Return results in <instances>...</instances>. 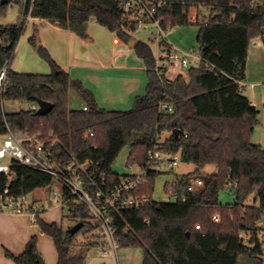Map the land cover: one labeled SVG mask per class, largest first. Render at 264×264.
<instances>
[{
    "label": "trees",
    "instance_id": "trees-1",
    "mask_svg": "<svg viewBox=\"0 0 264 264\" xmlns=\"http://www.w3.org/2000/svg\"><path fill=\"white\" fill-rule=\"evenodd\" d=\"M148 1L164 2L157 11L162 26H200L196 39L201 63L189 69L188 80L182 76L170 83L160 80L150 47L138 41L133 51L145 69V94L135 97L129 111H106L39 46V55L52 71L36 75L7 70L0 98V136L7 130L38 136L57 161L76 170L90 192L108 193L130 178L112 171L128 148L126 165L148 169L146 184L137 195L150 200L137 210L109 214L120 247L141 249L142 264H261L255 224L264 219V148L251 142L259 111L243 96L239 83L246 77L250 43L257 38L264 42V0ZM118 5V0H22L18 23L0 27V72L14 56L28 15L82 40L87 39L88 21L94 19L125 39L127 31L135 32L137 27L128 25ZM6 7L0 3V18ZM202 8L209 12L202 21L206 25L199 22ZM30 42L34 45V38ZM69 89L82 98L83 106L69 109ZM38 102L50 103L53 109L37 116L29 107ZM5 103H25L28 109L7 113ZM163 107L172 112L164 114ZM89 133L92 136L86 138ZM163 134L167 137L161 141ZM155 153L166 158L179 155L182 163L195 167L193 174L177 177L172 184L173 202L152 199L154 180L161 174L151 169L155 162L148 160ZM208 165L215 167V173L200 176ZM193 178L202 179L203 186L186 193ZM53 183L42 172L11 163L9 174L0 176V194L8 189L16 197L30 196L34 204H41L48 201ZM221 193L233 196V202L222 205ZM61 208L67 209L69 220L83 224L77 234L41 220L43 211L37 213L35 224L51 238L56 264H84V253L98 244L85 239L78 246L77 236L94 233L96 226L87 209L66 191ZM213 215H219V223L212 221ZM239 232L253 233L249 246L239 240ZM36 243L32 237L22 254L5 251L4 257L13 264H38Z\"/></svg>",
    "mask_w": 264,
    "mask_h": 264
},
{
    "label": "rangeland",
    "instance_id": "rangeland-1",
    "mask_svg": "<svg viewBox=\"0 0 264 264\" xmlns=\"http://www.w3.org/2000/svg\"><path fill=\"white\" fill-rule=\"evenodd\" d=\"M10 2L7 4L6 7V13L3 18H0V27L5 26H11L18 23V15L20 11V4L22 0H9ZM209 15V12L207 9L202 8L201 9V17L199 21H203L204 18H207ZM28 25H24V30L21 35V38L17 44L16 51L14 53V56L10 62V68L14 72H18L20 74H36V75H48L51 73L52 69L50 65L39 55L36 46V43L34 45L30 42L32 38L34 40L36 37L34 36V27L30 25V27H27ZM101 28V27H100ZM200 26L199 25H184V26H174L171 29H168L166 32V40L167 43L172 45L176 50L179 52H186V53H192L197 54L198 53V43H197V34L199 31ZM38 34L41 39H45L47 43L54 45V39H58V35L54 31H43L40 30L39 26L37 27ZM102 30V28H101ZM104 32V35L99 38L97 37V46L95 47V50L98 51V53L102 54L103 56H110V52L114 51V44L112 42L113 35L108 30L104 29L102 30ZM102 32V33H103ZM155 32V29L151 26H148L147 30H143L142 28L137 29L135 32L128 33V37L134 38L137 41L143 42L147 44L152 53L156 55L158 53V48L155 43H152L151 34ZM61 34V33H58ZM115 36L118 37L116 34ZM122 40V39H121ZM124 40V39H123ZM91 41V38L89 39V42ZM58 42V41H57ZM258 45L261 52V55H251L249 58V61H247V77L245 80V84L249 86L250 83H257L256 85L259 86L256 87V92H259V94L262 96V101L259 99L258 95V111H260V114L257 118V125L254 129V135L252 137L251 142L256 144L259 143L262 148H264V79H258L259 68L264 69V56H263V48H264V42L262 39L257 38L253 40L250 43L249 50L254 48V46ZM127 46V44H125ZM64 46V44H63ZM58 49L54 53L58 56H63L66 58L67 53L64 52L63 48L59 49L58 46H56ZM128 47V46H127ZM78 48V47H77ZM76 48V49H77ZM61 51V53L59 52ZM75 48L73 49L74 53ZM248 50V53H249ZM68 51V50H67ZM79 52V51H78ZM134 52V51H133ZM260 52V53H261ZM60 53V54H59ZM65 53V55H63ZM51 60L53 61V58L51 57L50 53H48ZM135 54V53H134ZM76 53H74V56ZM73 56V55H72ZM83 57V58H82ZM92 55H88L87 51L83 53L77 54V56L74 58V60H81V61H91ZM137 57V55H136ZM138 58V57H137ZM189 60H191L189 58ZM54 62V61H53ZM74 69L72 70L73 75L70 77L71 80L78 81L74 79L76 75H83V73L76 71ZM195 68V67H192ZM190 69V68H189ZM258 69V70H257ZM98 71L100 74L102 73L105 77V80L107 81L104 88L111 89L109 92H99L97 101L100 108L106 110V111H122L126 112L131 110L133 107V101L129 104L130 99L128 96L129 92H123L126 91V89L130 88V81L129 79H125V72L120 70H114L108 69H99ZM188 69H182L176 72H171L168 77L169 79L177 78L178 76H182L184 80H188L187 73ZM77 73V74H76ZM98 73V72H97ZM116 73V74H115ZM102 76V77H103ZM256 77V78H255ZM103 86V85H102ZM86 88V87H84ZM88 89V88H87ZM112 91V92H111ZM143 94L139 96H143ZM243 96L249 97V88H247L245 91H243ZM83 100L80 98L76 92L73 89H69V100H68V106L69 109H76L82 106ZM27 104L25 103H5L4 104V110L7 113H15L19 112L21 110H27ZM16 138L20 141L23 140V135L14 132ZM167 137V134H163L161 137V141H163ZM3 137L0 136V142L3 141ZM128 148H124L122 152L120 153L117 160H115V163L112 166V171L119 174V175H133L134 173H137L139 171V167L137 165L134 166H128L126 165L127 157H128ZM163 172L154 180L153 183V201L156 202H173L175 201V197L172 194H169L170 189L166 187H171L172 184L175 182L177 177H180L182 175H190L195 172V167L191 164H185L179 161L177 163V166L171 170L167 171L166 166H162ZM215 173V167L208 165L204 167L200 172V176L205 175H211ZM52 189H55L57 191L60 190V186L57 183H53ZM252 198L248 199L246 204L250 205L252 203ZM219 201L222 205H226L228 203L233 202V196H231L228 193H221L219 196ZM36 207H42L43 213L40 215V219L43 220L46 223H55L57 225H61L64 230H68L76 223L69 220L68 212L66 208H61L60 202H55L52 200H48L46 202H43L41 204H36ZM220 219V217H219ZM31 229V236L27 239L26 244L32 237H36L37 243V254L42 258V261H44L45 264H51L54 260L56 264L57 262V254L53 245V242L50 237L44 236L45 244L43 242H39V228L36 226V224H33L31 226H28ZM87 235H78L76 240V245L82 246L84 243V240L86 239ZM262 236L259 234V237ZM261 240H264V236L261 237ZM26 244H24L22 251H24ZM5 251L13 254L10 252L6 247L0 248V264H13L11 261H7V259L4 257ZM43 255H40V253ZM99 249H90L86 253H84V264H142L143 259V252L139 248H123L119 247L116 250V260L115 262L112 261L111 258H103L99 254ZM17 255V254H13ZM44 257V258H43Z\"/></svg>",
    "mask_w": 264,
    "mask_h": 264
},
{
    "label": "built area",
    "instance_id": "built-area-1",
    "mask_svg": "<svg viewBox=\"0 0 264 264\" xmlns=\"http://www.w3.org/2000/svg\"><path fill=\"white\" fill-rule=\"evenodd\" d=\"M120 13L126 17L128 25L135 24L136 30L142 28L147 30L148 26L155 29L151 34L152 43H155L158 48V53L153 57L155 60V73L160 80L170 83L168 75L171 72H176L182 69L197 68L201 63L199 54H192L186 52H179L167 43L166 32L171 29L170 25L162 26L159 18H157V11L162 8L164 2L159 1L156 4L148 0H118ZM27 21L30 20V15L27 16ZM193 20V19H191ZM200 22V21H199ZM206 25L207 22H200ZM130 33L129 31H127ZM189 58L191 60H189ZM9 64L6 63L0 72V98L2 88L6 80V72ZM31 111L38 110L37 105L29 107ZM86 111V107H83ZM161 110L164 114L171 113L170 107H163ZM92 133L85 137H91ZM4 139L0 142V176L8 175L11 163L24 166L33 170L48 175L53 182L60 186V190L52 189L48 200L55 202H62L63 192L66 191L78 205L84 206L90 218V222L96 226L94 233L87 234L86 239L98 244L99 254L103 258H111L116 260V250L120 247L118 240L115 237L116 229L113 225V220L109 212H120L128 209H139L149 202L147 196H139L137 192L146 184L148 169L140 168L137 173L129 175L130 178L122 180L112 191L104 193L101 190L90 192L82 185L77 178L76 170L70 164L63 165L57 161L55 157L46 147L45 143L38 138V136H23L20 141L16 138L14 132L7 130L6 135L2 136ZM51 145H54L53 143ZM148 160L154 161L155 165L152 170L162 173V166L165 165L167 171L173 170L180 161L179 155L171 158H166L159 153L149 154ZM83 166L80 167V169ZM203 186L202 179L193 178L189 181L186 187V193H194L200 190ZM169 194L172 193L171 187ZM30 196H14L10 190H3L0 194V214L11 215H28L32 218V223L35 224V217L37 213H41L44 209L36 207ZM212 221L219 223V215H213ZM257 230V239L261 245V264H264V219L259 220L255 224ZM259 234L262 236L259 237ZM253 233L239 232V240L245 244H250Z\"/></svg>",
    "mask_w": 264,
    "mask_h": 264
},
{
    "label": "crops",
    "instance_id": "crops-1",
    "mask_svg": "<svg viewBox=\"0 0 264 264\" xmlns=\"http://www.w3.org/2000/svg\"><path fill=\"white\" fill-rule=\"evenodd\" d=\"M25 24L28 25L27 27H30V25L34 27V31H35L34 36L36 37L35 39L36 46L38 47L41 46L47 52H49L51 57L53 58L54 63L59 67L60 70H62V72L66 73L69 77H72L73 75L72 70L74 69V66L76 67L75 68L76 71L81 70L79 72L83 73V75H76L74 79L78 80L82 84L83 88L84 87H86V89L88 88L87 90L91 92L97 105H98L97 97H98L99 92H109V90H111V89L104 88L107 81L105 80V77L103 76V74L99 73L101 72V71H98L99 69L101 70L111 69V70H114L113 72H115V70H120V71L125 72L124 73L125 79H129L131 87L126 89V91H123V92H129L128 93V96H129L128 99H130L129 104L132 101H134L135 97L143 94V92L146 91L145 90L146 89V74H145L143 62L141 59L136 57V55L133 52V49H130L129 47L125 45L127 44V40L131 37L127 36L124 40L123 39L121 40L120 38H117L115 36V33H112L113 35L112 42L114 44V51L110 52L111 55L108 57L106 55L103 56L102 54L98 53L97 50H95V47L97 46V42H96L97 37L100 38L101 35L103 36L104 32L102 31L103 26L101 27L100 25H98L94 19H90L88 21L87 29H86V35H87L86 40L85 39L82 40L78 38L76 35H74L73 33L69 31L67 32V31L60 30L57 27L52 26L45 21H39L31 17H30V20L25 21ZM38 26L40 30L47 31V32L49 30L54 31L56 35H58V39L57 40L54 39L55 41L54 45L49 44V42L47 43V41H45V39H43L42 37L40 39L39 34H38L39 31L37 29ZM100 27L102 28V30ZM58 33H61V34H58ZM90 38H91V41L89 42ZM56 46H58L59 49L63 48L64 52L67 53L66 58L63 56H58L54 53L58 49ZM74 48H75L74 53H76L75 56L73 53ZM259 48L261 47L255 44L254 48L249 50L247 61H249V58L251 57L252 54L262 56V52ZM15 51H16V48H15ZM85 51H87L88 55H92L91 61L74 60L77 54L83 53ZM59 52L61 53L60 50ZM65 53L63 55H65ZM263 56H264V48H263ZM9 68H10V64H9ZM258 73H259L258 79L259 80L264 79V69L262 70V68H259ZM246 75H247V62H246V68H245V76ZM246 77L244 81L239 83V87L241 89L242 94H243V91L249 88V97H246V98L249 100L251 105L257 109L258 95H259L260 101H262V96L259 94V92H256L255 90L256 87L259 88V86L256 85L258 84L259 81H257V83H250L248 86L245 84ZM175 79L176 78H174L173 80L171 79V82H173ZM83 105L84 104L82 103V106ZM259 114H260V111H259ZM253 135H254V132H253ZM252 137H251V140H252ZM256 144L260 145L259 143H256ZM31 225H33L32 218L26 214L19 215V216L11 215V214H0V248L6 247L13 254H17V255L22 254L23 253L22 249H23L24 244H26L27 239L32 235L31 229L28 227ZM38 236L40 239L39 242H43V244H45L46 243L44 240L45 235L39 232ZM39 253L40 255H42L41 252ZM54 263H55V260L51 264H54Z\"/></svg>",
    "mask_w": 264,
    "mask_h": 264
},
{
    "label": "water",
    "instance_id": "water-1",
    "mask_svg": "<svg viewBox=\"0 0 264 264\" xmlns=\"http://www.w3.org/2000/svg\"><path fill=\"white\" fill-rule=\"evenodd\" d=\"M0 3L1 4H8L9 0H0ZM262 34L264 37V29L262 30ZM137 42L138 41L136 39L129 38L127 40V46L130 49H134ZM37 106H38V110L36 111L37 116H46L53 109V105L50 103H47V102H38ZM173 133L175 134V136H177L179 132L177 130H175ZM82 227H83L82 223H76L71 228H69L68 232L70 235H75L82 229ZM36 259L38 261L37 262L38 264H44V262L42 261V258L39 255L36 256Z\"/></svg>",
    "mask_w": 264,
    "mask_h": 264
}]
</instances>
